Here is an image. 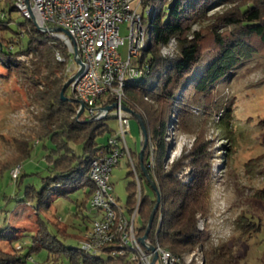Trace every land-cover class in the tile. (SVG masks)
I'll use <instances>...</instances> for the list:
<instances>
[{"label":"trees","instance_id":"obj_1","mask_svg":"<svg viewBox=\"0 0 264 264\" xmlns=\"http://www.w3.org/2000/svg\"><path fill=\"white\" fill-rule=\"evenodd\" d=\"M11 1L7 0L8 18L0 25V64L7 70L20 69L27 75L31 86L38 90L37 101L45 108V113L39 117L43 132L40 139H50L54 144L47 155L50 176L44 181L42 190L28 187L25 197L19 202L35 205L36 215H40L41 209L53 195L67 197L83 189L87 198L83 207L88 210L95 190L89 177L90 165L97 151L106 145L114 133L107 124L110 117L88 122L81 116L77 120L80 105L61 99L62 88L70 74L66 63L59 62L56 55L60 52L68 59V50L48 33L39 30L33 21L26 19L20 25L19 33L8 40L4 38V35L12 32L11 26L15 23L12 14L17 11L11 6ZM146 4L154 6L155 12L150 17V42L138 62L148 65L150 72L137 81L127 83L125 106L142 116L149 141L143 162L140 152L137 154L131 149L135 170L129 166L135 180L128 186L127 210L131 216L137 205V174L141 194L137 237L141 239L157 203V194L142 170L144 166L161 195V205L148 241L152 245L159 243L181 256L207 240V233L198 228L197 215L203 213L210 202L207 199L210 169L203 165L195 167L192 180L187 184L176 176L184 166V160L189 159L191 165H195L198 158L206 155L200 148L174 161L170 170L165 171L169 128L172 125L177 129L180 122L179 118L172 123V115L176 112L177 118L184 116L185 107L178 103L184 90L207 94L237 67L261 55L264 50V0H148ZM220 8L226 9L216 11ZM211 12L214 13L208 15ZM207 21L209 23L204 29L192 30L193 26ZM25 35L29 37L26 44L22 40ZM206 35L212 38L210 49L205 47ZM172 39L177 41L179 53L173 58L162 56V47ZM207 52L212 58L205 62ZM28 55H33L29 64L20 61L22 56ZM145 98H150L153 103L144 102ZM105 135L106 142L100 144L99 139ZM18 142L20 146L15 155L4 159V167L10 170L18 165L17 162L22 164L30 156V142ZM143 182L150 187L152 195L144 192ZM40 222L38 232L31 235L32 244L29 247L17 249L12 246L11 253L0 250V264H27L33 254H39L44 248L50 252L46 260L48 264H64L66 258L72 264H134L128 255L113 256L109 249L105 255L98 257L81 248H68L58 240V236L51 234L45 220L40 218ZM247 226L253 227L251 224ZM4 231L0 230V235ZM57 233L62 235L58 227ZM12 242L11 239V245ZM27 247L28 253L21 254ZM206 264H238V256L228 243H222L206 251Z\"/></svg>","mask_w":264,"mask_h":264},{"label":"rangeland","instance_id":"obj_2","mask_svg":"<svg viewBox=\"0 0 264 264\" xmlns=\"http://www.w3.org/2000/svg\"><path fill=\"white\" fill-rule=\"evenodd\" d=\"M147 8L148 4L143 7L142 13L144 23L150 27L151 18L146 16ZM12 18L15 23L11 26L12 32L4 35L6 40L19 33L20 25L26 21L18 12L13 13ZM207 23L209 21L195 25L192 30L200 31ZM119 27L121 37L125 38L119 52L127 60L130 29L126 22L119 23ZM22 40L24 44L28 43V35ZM147 41L150 42V30ZM204 42L205 47L210 49L212 38L206 35ZM32 56H22L20 61L29 64ZM67 57L66 65L72 77L79 70H76L69 54ZM211 58L212 55L208 53L205 62ZM27 79L20 69L7 70L0 64V230H5L0 235V250L11 253L12 246L17 249L29 247L32 244L31 235L36 234L41 226L40 218L46 221L51 234L58 236L66 247L80 249L83 228L98 218L96 212L83 207L87 199L83 189L67 197L53 195L41 209L40 215H36L35 205L18 201L25 197L28 187L42 190L44 181L50 176L47 155L54 148L50 139H40L43 132L39 117L43 116L45 108L37 101L38 90ZM67 96L74 98L70 87ZM178 100L185 107L184 116L177 118L176 112L172 115V123L179 118L180 122L177 129L172 125L169 128L165 171L170 170L174 161L200 148L206 155L198 158L195 165H191L189 159L184 160V166L176 176L187 184L192 180L195 167L203 165L210 169L207 180V199L210 202L207 209L197 215V218L200 215L205 219L206 229L203 231L207 233V240L185 253L202 248L206 264V251L210 247L228 243L238 256V264H264V50L260 56L237 67L209 93L202 95L186 89ZM144 102L153 103L150 98H145ZM116 114V111H111L107 120L113 131L118 127ZM82 118L87 120L85 114ZM130 128L128 146L139 154L143 139L136 119H131ZM106 138L105 135L99 139V143H105ZM21 140L30 142V156L22 164L17 162L18 165L16 163L10 170L4 167V159L15 155L20 146L18 141ZM20 165V177L15 181L11 171ZM131 171L128 159L124 158L111 173L113 194L123 208H127L129 202L128 186L135 180ZM143 187L145 193L152 195L145 182ZM250 224L252 228L247 226ZM57 227L62 235L57 233ZM28 247L21 254H27ZM49 254L48 249L44 248L39 254H33L30 258L33 260H28L27 264L34 261L48 264L46 260ZM64 264L72 262L66 258Z\"/></svg>","mask_w":264,"mask_h":264},{"label":"built area","instance_id":"obj_3","mask_svg":"<svg viewBox=\"0 0 264 264\" xmlns=\"http://www.w3.org/2000/svg\"><path fill=\"white\" fill-rule=\"evenodd\" d=\"M148 0H12L11 6L25 19L35 23L39 30L48 33L61 42L68 50L76 70L75 48L79 52L84 69L70 85L72 96L84 103L86 119L106 120L111 111H116L118 127L109 137L106 145L97 151L90 165L89 177L95 190L89 200V211L97 217L91 222L81 240V249L94 256H103L110 250L113 256H126L134 264H205L203 249L184 253L181 256L163 248L159 243L152 245L147 240L143 246L137 237L140 182L138 184L137 205L133 214L119 204L113 194L111 173L121 160L128 159L134 169L131 149L127 143L130 123L133 118L123 110L126 101L127 83L137 81L150 72L148 65L137 60L148 47L149 27L144 23L143 7ZM7 0H0V25L8 18ZM155 8L148 4L146 16L154 14ZM126 22L130 29L129 56L124 60L119 52L125 44L120 35L119 23ZM60 28L63 32H55ZM164 57L173 58L177 54V41L172 39L162 47ZM56 58L68 63L60 52ZM68 72H71L68 69ZM116 107L106 112L109 106ZM126 107V106H125ZM82 115V116H83ZM151 165V164H150ZM22 166L11 171L12 179L17 181ZM135 170V169H134ZM198 228L205 230V219L198 216ZM155 247L156 252L149 250ZM146 248V250H145ZM33 260V259H30ZM32 264H37L35 261Z\"/></svg>","mask_w":264,"mask_h":264},{"label":"water","instance_id":"obj_4","mask_svg":"<svg viewBox=\"0 0 264 264\" xmlns=\"http://www.w3.org/2000/svg\"><path fill=\"white\" fill-rule=\"evenodd\" d=\"M53 31H55V32H63V30L60 29V28L53 29ZM75 62L80 66V69H79V71L77 73H75L72 77H70L66 81V83L64 84V86L62 88V91H61V99L63 101H66V102L77 103V104L80 105V109H79L78 114H77V120H79L81 118L82 114L84 113V109H85L84 103L79 101L78 99H75V98H72V97H69V96L66 95V91L69 89V87L72 84V82L78 76H80L82 74L83 69H84V64H83V61H82L81 57L79 56V52H78L77 48H75ZM115 107H116V105L109 106V107L105 108V111L109 112V111L113 110ZM123 110L126 113L130 114L134 119H136L138 121L139 125H140L141 132H142V135H143V146H142V149L140 151V155H141V160L143 162L145 149H146V147L148 145V141H149L147 127H146L145 122H144V120H143V118H142V116L140 114L134 112L133 110H131V109L125 107V106L123 107ZM95 120L96 119L93 118V119L88 120V122H94ZM142 170H143L148 182L150 183L152 190L157 194V203H156V205H155V207H154V209H153V211L151 213L146 233H145L144 237H142L140 239L141 244L143 246H146L147 245L148 236H149V233H150V231L152 229V225H153L155 216H156V214H157V212H158V210L160 208V205H161V195H160V192L158 191V188H157L155 182L152 180V178H151V176L149 174V171L144 166H142ZM149 250L152 251V252H156L155 247H149ZM157 256L158 255L156 253L155 257L153 259V264L156 262Z\"/></svg>","mask_w":264,"mask_h":264},{"label":"crops","instance_id":"obj_5","mask_svg":"<svg viewBox=\"0 0 264 264\" xmlns=\"http://www.w3.org/2000/svg\"><path fill=\"white\" fill-rule=\"evenodd\" d=\"M130 130H131V128H130ZM129 133H130V131H129ZM75 150H76L77 152L79 151L78 148H75ZM6 199H9V198H6ZM20 200H21V199H20ZM20 200H18V201H20ZM88 210H89V209H88ZM0 225H1V222H0ZM86 227H87V226H85V228H86ZM89 227H90V226H89ZM85 228H83V230H84L83 232H84V233H85V230H86Z\"/></svg>","mask_w":264,"mask_h":264}]
</instances>
